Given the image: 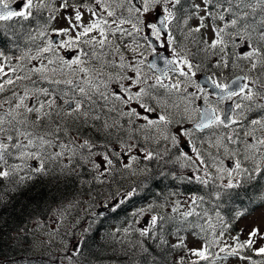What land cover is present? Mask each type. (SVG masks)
<instances>
[{"label": "snow or ice", "instance_id": "obj_1", "mask_svg": "<svg viewBox=\"0 0 264 264\" xmlns=\"http://www.w3.org/2000/svg\"><path fill=\"white\" fill-rule=\"evenodd\" d=\"M258 210L264 0H0V264H264Z\"/></svg>", "mask_w": 264, "mask_h": 264}, {"label": "trees", "instance_id": "obj_2", "mask_svg": "<svg viewBox=\"0 0 264 264\" xmlns=\"http://www.w3.org/2000/svg\"><path fill=\"white\" fill-rule=\"evenodd\" d=\"M57 197H59V193H56ZM72 196H71V190H68V194L66 196V200H71ZM109 200H106L105 202H108ZM132 205H134L135 207H137L138 205H141V202L137 199V198H133ZM49 205L51 207V209L54 211L56 209V204L55 203H51V201H49ZM132 207L130 205H124L120 210L112 213L109 212L107 216H104L103 219V223L102 225H100V232H107V231H112L117 227H120L127 219L129 216V213L132 211ZM19 206H17L16 212L12 213V215L9 217V223L10 224H21L22 222L26 221L27 219H29L28 214L22 213L17 215V213H19ZM11 212V210H10ZM100 219V220H101ZM99 220V221H100ZM99 221H97L99 223ZM97 225L94 224L93 227H96ZM12 235H15V232H12ZM90 244H92V241H89ZM93 247L95 248L96 245H93ZM53 257V256H52ZM34 264H48V259H38L34 262ZM95 264V261H94Z\"/></svg>", "mask_w": 264, "mask_h": 264}, {"label": "rangeland", "instance_id": "obj_3", "mask_svg": "<svg viewBox=\"0 0 264 264\" xmlns=\"http://www.w3.org/2000/svg\"><path fill=\"white\" fill-rule=\"evenodd\" d=\"M127 182V181H126ZM123 189H121L122 191ZM102 191L107 192V188L102 189ZM101 200H103V204L105 205V207L103 209H101V205L99 203H97V205L93 208V212L95 213L96 211H103L104 212V216H107L109 211L107 209V205L111 203V197H108V199H105L104 197L100 198ZM106 200H109L108 202H105ZM141 205H138L137 207H139ZM102 217H97V221H99ZM255 224L257 226H260L262 228V230H264V220L260 219V211L258 210L257 212H254L252 217L250 219H245L243 221H241V224L239 225L240 227H243L244 225H248V226H252V224ZM79 235V233H78ZM38 255V253H37ZM54 257L55 256V249H53L50 252L45 253V256L42 259H48L49 257Z\"/></svg>", "mask_w": 264, "mask_h": 264}]
</instances>
